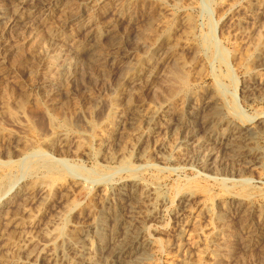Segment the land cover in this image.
<instances>
[{
  "label": "rangeland",
  "instance_id": "obj_1",
  "mask_svg": "<svg viewBox=\"0 0 264 264\" xmlns=\"http://www.w3.org/2000/svg\"><path fill=\"white\" fill-rule=\"evenodd\" d=\"M16 1L0 0V179L11 176L9 186L23 191L10 202L0 194V264H48L66 238L80 240L78 228L92 221L106 192L132 176L160 197L194 194L187 205L156 204L161 214L150 224L152 251L142 264L215 263L222 206L232 209L229 221L241 203L251 223L258 222L255 211L264 215V69L255 61L264 43V0H63L45 13L37 7L28 30L13 31L10 21L24 12L21 4L35 5ZM122 56L130 58L120 67ZM79 57L86 60L75 63ZM70 60L73 79L62 69ZM158 111L167 113L166 125L178 117L185 123L194 112L197 121L220 113L252 127L262 159L241 182L225 175L239 168L231 153L214 161L217 172H205L180 148L181 125L157 135L164 162L151 142L139 167L103 164L98 140L118 116L137 117L113 152L125 154L141 119ZM47 160L62 173L35 168ZM237 233L229 255L234 264L262 258L264 238Z\"/></svg>",
  "mask_w": 264,
  "mask_h": 264
},
{
  "label": "bare ground",
  "instance_id": "obj_2",
  "mask_svg": "<svg viewBox=\"0 0 264 264\" xmlns=\"http://www.w3.org/2000/svg\"><path fill=\"white\" fill-rule=\"evenodd\" d=\"M62 1L63 0H35L34 6L26 7L21 4L24 12L18 14L10 21L11 30L27 31V22L30 18L33 17L35 10L38 9L37 7H40V9L44 10L43 12L45 13L52 6L54 7V5H58ZM21 3H23V1ZM38 12L40 13V10ZM85 54L92 57V55L94 54V50L92 48H87ZM83 58L84 57L73 58V61L76 63L78 60H82ZM129 58V56H122V58L118 59L121 62L120 67L123 66V64ZM84 60H86V58H84ZM255 61L259 64L260 68L264 69V43L256 51ZM73 66L74 65L71 64L70 60V62L62 67L64 74H67V77L69 79H73L74 75L76 74H74L72 71ZM123 72H125V69ZM256 84L258 86V83H255L252 86L250 85V89L252 87L254 88L253 91H256ZM260 86L264 87V83H262ZM9 112L12 113L11 111ZM166 114L162 111H158L149 113L144 116V118H142L140 121L141 124L139 123L141 127L138 125L140 129L136 133H134L136 136L131 141L130 150L126 151L127 153L125 154H113L119 142L121 143L122 139L125 138L124 136L131 129L130 125L133 126L137 121V117L135 118L131 116L124 120L121 116H118L115 123L110 124L112 126L111 133L109 135L107 134L103 136L98 140V143L100 144L104 152L102 160L103 164L108 165L110 161L114 160L117 164L116 166L119 169L125 168L132 170L135 167H139L143 165L145 161H147L145 159L147 156L145 155L146 145L151 142H154V150L156 152L157 159L162 163L164 162L165 157L162 151L163 147L161 145H158V143L156 142L157 135L162 129H165L167 132L177 131L181 125H183V127L181 128V132L183 133V135L181 138L180 148L188 150L190 156L189 160L205 172L211 173L213 170L215 171L216 169H213L214 161H219V158L222 156V154L227 155L231 153L232 155H234L232 157L234 163H237V165H239V168L233 172L226 173L225 175L236 177L240 181L243 180L246 176L245 174L250 169H252L254 165L260 163V160L262 159L261 152L256 148V132L252 127H239L230 122L228 119L222 117L220 113L214 114V118H212V116H206L203 117L202 120L199 118L201 121H197L195 115H193L194 112L190 114L189 119L185 123L183 122L182 118L178 117V119L175 118L176 120L168 122V124L166 125ZM220 128H223V131L220 132ZM201 132L203 134L199 138V134ZM47 143L51 145L52 140L48 139ZM25 160H27V158ZM17 164L19 163L17 162ZM35 168H43L45 173L50 175H56L58 174V172L62 173L61 168H59L52 162H48V160L46 162H43V164H38L37 166H35ZM222 173L221 175H223L225 172L223 174ZM10 178L12 177L7 175L0 179V194L2 195L3 202H10L15 200L17 197H19V192L23 191L19 189V192H17L18 184H16L14 181L13 182L15 184L10 187L9 185L12 184ZM178 196H180V198H178ZM193 198L194 194L191 192H185V194L183 193V195L178 192V195L175 197H160L153 189L142 187L136 181L134 176H132L131 179L124 181L117 187L106 192V194L102 198L101 207L97 209L96 212H94L92 221H84L85 223L81 226V228L79 226V228L76 227L80 229L78 231V233L80 234L79 241H73L71 237L68 239L66 238L65 240L62 237V239L65 240L63 249L60 252L57 251L58 253L56 254H51L48 259V264H58V261H62L64 262V264H142L144 262H147L150 259L152 251L150 224H152L156 220L158 221L161 214L159 213L157 208H155L156 204L159 203V205L163 209H169L176 205V200H180L181 203L187 205ZM158 200L159 202H157ZM243 205L244 204L241 203L237 206L235 211L238 216L235 221L233 219H231L233 221H229V216L232 209H227V206L226 209L222 206V211L217 215L213 211H211V216L213 218L216 215V223L218 225L217 232L215 231V240H213L216 242L215 249L214 251H212V256L215 257V263L216 261L219 262L220 260H223L224 262L225 259L224 264H234L235 257L229 255L233 249L232 237H238V229L251 232L252 237H255L256 239L264 238V215L259 213V211H255L254 215L258 216V222L256 224H253L255 222L252 221L251 223V218L245 215L248 211L246 213L245 211H243ZM178 214L179 213L177 211V217ZM177 235L182 237V230H177ZM241 235L243 236V234ZM253 243L254 242L252 238L248 240V244H246L248 248L251 249V247H253ZM258 246L260 247L261 245ZM252 264H264V255L262 256V258L260 257L259 260L252 262Z\"/></svg>",
  "mask_w": 264,
  "mask_h": 264
}]
</instances>
